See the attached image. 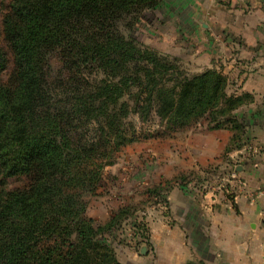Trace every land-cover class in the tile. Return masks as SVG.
I'll return each instance as SVG.
<instances>
[{"label": "trees", "instance_id": "obj_1", "mask_svg": "<svg viewBox=\"0 0 264 264\" xmlns=\"http://www.w3.org/2000/svg\"><path fill=\"white\" fill-rule=\"evenodd\" d=\"M159 2L9 0L3 26L15 71L0 83V264H121L113 241L129 206L101 224L84 200L116 151L201 120L231 129L227 150L249 141L235 111L253 95L228 93L220 70L188 73L122 31ZM6 65L0 49V73ZM155 120L158 128L143 126ZM17 175L26 186L6 190ZM165 188L147 193L162 198ZM131 223L148 244L144 222Z\"/></svg>", "mask_w": 264, "mask_h": 264}, {"label": "crops", "instance_id": "obj_2", "mask_svg": "<svg viewBox=\"0 0 264 264\" xmlns=\"http://www.w3.org/2000/svg\"><path fill=\"white\" fill-rule=\"evenodd\" d=\"M153 11L148 44L188 73L220 70L228 93L253 95L235 114L247 143L264 142V0H161ZM232 135L201 120L162 138L161 149L152 147L157 160L147 177L167 190L143 213L148 244L134 232L123 243L113 241L121 264H264V156L250 155L244 145L227 150ZM212 165L224 173L216 186L205 170ZM233 168L241 188L228 182ZM123 203L109 206L105 216V203L88 205L87 214L103 224Z\"/></svg>", "mask_w": 264, "mask_h": 264}, {"label": "rangeland", "instance_id": "obj_3", "mask_svg": "<svg viewBox=\"0 0 264 264\" xmlns=\"http://www.w3.org/2000/svg\"><path fill=\"white\" fill-rule=\"evenodd\" d=\"M8 3L9 0H0V49L3 51L7 59V65L0 73V83L2 84L12 83L15 71L12 51L8 41L4 37L3 18L7 12ZM160 4L161 0L158 6ZM154 9H147L143 11L129 29H125L124 26L121 25L122 31L132 35L144 45L151 47L148 44L149 39L147 38L148 31L146 29V25L152 23V20L154 19L153 16L155 14L153 11ZM150 26H152V24H150ZM139 124L142 123L139 122ZM143 126L150 128V130H154L155 128H158V121L155 120L145 123ZM161 139L162 138L156 137L140 140L127 144L119 151H116L112 156V163L103 167L101 181L99 182L100 186L97 187L93 194H89L84 197L87 208L88 205L91 207H99V204L105 203L104 210H102L103 212L105 211L103 213L104 216L105 213L107 214L106 210L109 209V206H116L118 201H124L125 203L123 204L129 206V213H131V215L125 218V221L120 228L121 233L118 235L115 234L118 242L123 243L132 237L130 234L133 232L131 222L134 216L138 218L139 221L142 220L144 222L142 218L145 215L143 213H146L151 206H155L157 203H160L158 201L162 199L161 197L148 195L147 193L149 189L157 186L155 184L151 185V182H149V178L147 177V173L153 166L152 162L155 164V161L157 160L156 155L153 156V159L151 157L152 147L155 149H161ZM153 142L157 143L153 144ZM241 156L242 155H239L238 158L235 157L234 160H240ZM205 170L212 174V180L215 186L222 182L221 178L224 173L220 172L217 165L207 167ZM192 176V173H186V179H191ZM146 182L149 184L145 185ZM27 183L28 179L26 176L17 175L5 179L3 187L6 190L20 189L25 187Z\"/></svg>", "mask_w": 264, "mask_h": 264}, {"label": "built area", "instance_id": "obj_4", "mask_svg": "<svg viewBox=\"0 0 264 264\" xmlns=\"http://www.w3.org/2000/svg\"><path fill=\"white\" fill-rule=\"evenodd\" d=\"M244 149L251 155L255 156H264V142H249L244 145ZM231 179V180H230ZM228 182L232 187H242L243 181L237 176L235 169H232V172L229 174ZM121 233V229L115 231V234L118 235ZM133 233V232H132ZM130 233L131 235H133Z\"/></svg>", "mask_w": 264, "mask_h": 264}, {"label": "water", "instance_id": "obj_5", "mask_svg": "<svg viewBox=\"0 0 264 264\" xmlns=\"http://www.w3.org/2000/svg\"><path fill=\"white\" fill-rule=\"evenodd\" d=\"M236 170H240V168H236ZM145 250H146V246H142L140 252H141V253H144Z\"/></svg>", "mask_w": 264, "mask_h": 264}]
</instances>
